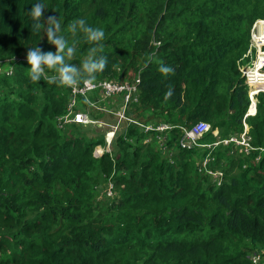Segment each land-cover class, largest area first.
I'll use <instances>...</instances> for the list:
<instances>
[{"label":"trees","instance_id":"16d2710c","mask_svg":"<svg viewBox=\"0 0 264 264\" xmlns=\"http://www.w3.org/2000/svg\"><path fill=\"white\" fill-rule=\"evenodd\" d=\"M34 2L0 0V59H24L13 61L12 77L0 75V264H254L252 253L264 255V93L246 116L239 67L264 0H40L44 20L59 17L62 34L78 43L69 63L80 67L91 45L68 26L84 19L102 28L109 64L95 82H131L121 78L141 69L131 108L171 127L124 123L100 157L104 132H91L101 127L57 125L69 88L29 78L28 49L56 50L44 29L33 35ZM161 62L175 74L165 77ZM200 121L228 135L202 143L211 126L199 146L183 147V129ZM245 125L258 149L249 154L224 143ZM206 159L221 169L220 182L201 168ZM109 180L115 197L100 204L98 188Z\"/></svg>","mask_w":264,"mask_h":264},{"label":"built area","instance_id":"2783aa9c","mask_svg":"<svg viewBox=\"0 0 264 264\" xmlns=\"http://www.w3.org/2000/svg\"><path fill=\"white\" fill-rule=\"evenodd\" d=\"M24 59L14 58L12 60H1L0 59V75H6L12 77L15 71V65L13 61L21 62ZM243 62L239 67V70L245 79V85L248 88V96L250 99V106L246 116H255L257 113V97L259 94L264 93V18L257 20L250 33V46L244 56ZM141 76L138 75L131 82L118 83L113 81H97L81 83L75 89L69 88L70 90V100L68 102L66 114L57 119V125L59 128H64L68 124H95L98 127L106 126L108 131L106 132V146L105 149H101L103 146H98L99 150L96 151V157L102 156L105 152L111 153V146L116 137V133L120 130V126L123 122L128 124L139 125L138 120H134L128 116V112L133 103H138L139 86L141 84ZM98 93L101 97L93 101L90 94ZM116 97H121L122 106L119 111L111 112L99 104H103L105 101H111L116 99ZM79 100L88 104L87 110H79ZM100 101V103H99ZM91 107L96 108L98 111L110 113L117 118L115 124H108L104 121L93 120L89 114ZM252 109L255 111L252 112ZM145 132L155 130L158 132H164L171 127L167 125H162L157 128L150 126H143ZM211 125L205 121H200L196 123L191 129H183L184 136L181 140V145L187 148H193L194 146H199V140L204 137L205 134L210 132ZM225 144L235 143L238 148L242 149L244 153L249 154L252 151H257L258 149L253 146L252 138L249 135V127L245 125V130L239 137H231L224 141ZM260 152H264L263 149H259ZM99 151V152H98ZM101 152V153H100ZM100 155V156H99ZM261 156L257 157L259 161ZM113 185L109 186V195L113 194ZM252 260L254 264H264L261 262V256H253Z\"/></svg>","mask_w":264,"mask_h":264},{"label":"clouds","instance_id":"9594fccd","mask_svg":"<svg viewBox=\"0 0 264 264\" xmlns=\"http://www.w3.org/2000/svg\"><path fill=\"white\" fill-rule=\"evenodd\" d=\"M45 5L40 0H35L33 6L28 13L31 17L33 35H39L41 29L46 33L48 43L55 45L56 51H43L40 47H32L27 51V62L30 65L29 78L33 83H38L41 79H47L49 82H56L60 86L75 89L81 83L94 82L97 74L107 70L109 58L102 55L104 50L103 41L105 40V32L102 28H94L90 26L86 20L78 19L73 21L68 30L72 33L77 31L83 33L85 42L91 45L87 54L83 59L81 66L69 63L76 53V43L71 45L62 34L61 20L57 16H48L44 20ZM43 21V22H42ZM116 67V65H113ZM54 73L49 77L46 73ZM159 71L165 76L175 74V69L166 66L161 62ZM174 94L171 86L164 94V100L167 102Z\"/></svg>","mask_w":264,"mask_h":264},{"label":"rangeland","instance_id":"374dc122","mask_svg":"<svg viewBox=\"0 0 264 264\" xmlns=\"http://www.w3.org/2000/svg\"><path fill=\"white\" fill-rule=\"evenodd\" d=\"M69 44L71 45L73 42H75L76 43V53H75V55H74V57H73V59H76V58H78V54L80 53V49H79V47H78V43H77V41H76V39L75 38H70L69 39ZM56 50H52V52H55ZM86 54H87V52H84V54L83 55H81V57H80V59H84L85 58V56H86ZM138 66H140L139 64H138ZM141 69H139L138 71H131L130 72V74H129V78L128 77H123V78H121L122 80L121 81H131V80H133V79H135L138 75H140V71ZM129 79V80H128ZM68 88V87H67ZM90 97H91V99L93 100V101H95V100H97V99H100L101 97L99 96V94L98 93H93V94H90ZM99 103H100V101H99ZM99 107H103V108H106V109H108L109 111H111V112H115V111H119L120 110V108H121V106H122V100L118 97L117 99H113V100H111V101H106L105 102V104L103 105V104H99L98 105ZM92 109H90L89 110V114H91V113H93V115L95 116L94 118H92L93 120H96V119H99V120H101V121H104L105 123H108V124H115L116 122H117V118L114 116V115H112V114H109V113H106V112H102V111H98L96 108H94V107H91ZM78 109L79 110H83V111H85L86 110V108H85V104H84V102H82V100H79V105H78ZM131 113V114H130ZM128 116L130 117V118H132V119H136V120H138V123L141 125V126H139V125H137V126H139L138 128H140V129H143V126H150V127H153V128H157V127H159V126H162L163 125V123H162V121L159 119V117L158 116H155L154 115V113L153 112H145L141 107H138V106H133L132 108L130 107V109H129V112H128ZM125 122H123L122 124H121V126H120V130L118 131V135L117 136H119L120 134H122L123 133V131H124V126H125V124H124ZM68 125H72V124H68ZM91 124H88V125H83V126H86V127H88V126H90ZM93 126H97V125H95V124H92ZM211 126H212V124H210ZM74 127H77V126H74ZM96 128V127H95ZM95 128H93V131H96L97 130V133H92L91 132V135H96L97 136V134H98V136L99 137H102V134H101V130L104 132V137H105V142L107 143V141H106V137H107V134H106V132L108 131V128L106 127V126H103L102 127V129H95ZM84 129V131H85V128H83ZM212 129H213V126H212ZM100 130V131H99ZM106 131V132H105ZM213 136H211L210 138H208V139H206V140H204L205 142H202V143H212V142H215V141H220V140H222V139H224L223 137L225 136V135H228V131L226 132V129L225 130H218V129H216V130H214L213 129ZM95 136V137H96ZM97 136V137H98ZM108 138V137H107ZM226 138V137H225ZM109 139V138H108ZM215 144V143H214ZM105 146H106V144H105ZM105 146H103L101 149H105ZM202 147V146H201ZM198 148V147H197ZM97 150H99V147L96 149V151ZM113 150V148H112V146H111V151ZM96 151H94V156L96 157V155H95V152ZM100 151V150H99ZM98 151V152H99ZM101 153V152H100ZM100 156V155H99ZM209 161H208V159H206L203 163H201V168L202 169H206V172L212 177V179H213V181H216V182H220V180H221V178H222V173H220V172H222L221 171V169H217V170H212L211 169V166L210 167H208L207 168V163H208ZM97 184H100V183H97ZM102 184V183H101ZM111 184H113L114 185V183L111 181V180H109V181H107V183H105V185L103 184V185H101L99 188H98V192L100 193V196H99V199H98V201L100 202V204L101 203H104L106 200H110V199H112V198H114L115 197V185H114V189H113V191H114V193H113V195L111 196V195H109V186L111 185ZM96 188V187H95ZM105 208L104 207H102V208H97L96 209V211H95V214H99V212H102V210H104ZM263 254H264V252H263ZM259 255H261V262H264V255H262V253H260V252H254V253H252L251 254V257H253V256H259Z\"/></svg>","mask_w":264,"mask_h":264},{"label":"bare ground","instance_id":"6f19581e","mask_svg":"<svg viewBox=\"0 0 264 264\" xmlns=\"http://www.w3.org/2000/svg\"><path fill=\"white\" fill-rule=\"evenodd\" d=\"M255 110L254 109H252V112H254Z\"/></svg>","mask_w":264,"mask_h":264}]
</instances>
